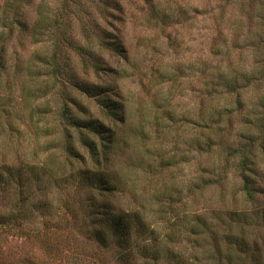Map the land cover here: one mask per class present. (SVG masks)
I'll return each instance as SVG.
<instances>
[{
  "label": "rangeland",
  "instance_id": "obj_1",
  "mask_svg": "<svg viewBox=\"0 0 264 264\" xmlns=\"http://www.w3.org/2000/svg\"><path fill=\"white\" fill-rule=\"evenodd\" d=\"M12 1L0 0V39L6 34L2 22L5 5ZM115 1L118 10H112V15L107 14L106 18L100 13V0H31L23 6L22 20L27 28L16 27L8 41L6 69L0 76V164L29 170L49 157V165L56 170L62 153L57 151L50 156L49 148L63 136V106L67 104L75 111L70 100L77 99L90 114L102 118L116 132V148L110 163L117 186L107 194L110 204L118 210L129 208L140 212L156 228L163 246L169 242L185 246L188 235L183 230L195 222L197 214L216 222L213 230L219 233L222 213L229 209L255 213L264 207V154L259 148L255 150L254 167L261 175L255 179L263 192L257 193L255 202L245 201L239 192V180L233 175L222 187L200 184L203 177L218 173L228 147L245 142L248 135L260 138L261 131L236 115L229 126L227 116L220 122L207 120L215 109L227 104L219 98L207 99L205 93L212 77L207 75L214 73L205 68L211 58L210 47L221 42L216 15L208 12V5L217 0ZM242 2L232 0L237 7ZM249 2L246 0L247 11ZM57 9L62 11L64 43L59 79L45 63L52 54L55 38L52 34L41 35L44 32L40 25L44 21L39 15L41 12L52 17ZM252 12L254 20L248 24L257 40V34L264 35V23L257 16L264 12V0H254L249 14ZM83 22L90 26L91 32L83 31ZM94 28L119 32L127 56L98 50ZM81 44L103 58L105 69L100 74L77 54L75 46ZM262 52L251 53L249 61L257 63L260 58L255 55ZM232 58L233 66L239 64L240 51ZM257 66L264 70V62ZM72 78L110 87L111 98L123 105V113L114 120L105 116L99 109L100 102L70 84ZM245 101V114L260 110L264 84L252 86ZM60 190L56 195L50 194L54 198L53 209L27 207L25 227L41 228L49 220L55 223L63 195ZM16 191L12 184L1 192L0 209L14 207L18 199ZM44 197L45 193H38L39 201ZM171 200L175 202V210L165 214L163 211L168 210ZM255 216L252 222H256ZM225 219L227 222L228 216ZM263 224L256 225L255 236L264 237ZM118 257L117 252L110 251L101 257V264H124ZM144 262L137 257L138 264Z\"/></svg>",
  "mask_w": 264,
  "mask_h": 264
},
{
  "label": "trees",
  "instance_id": "obj_2",
  "mask_svg": "<svg viewBox=\"0 0 264 264\" xmlns=\"http://www.w3.org/2000/svg\"><path fill=\"white\" fill-rule=\"evenodd\" d=\"M100 1L102 8L99 10L103 18L119 8L115 0ZM248 1V11L246 0L239 7L232 0H217L208 5V12L216 15L221 42L220 45L212 43L210 47L211 58L206 61L205 68L214 73L207 75L212 77L205 93L207 99L219 98L227 104L215 109L207 120L220 122L227 116L229 126L234 115L240 116L244 123L261 131V135L260 138L248 135L245 142L228 147L218 173L203 177L200 184L202 187H222L233 175L239 180V192L245 201L255 202L257 193L264 190L259 189L262 185H258L255 178L260 173L254 167L255 150L259 148L264 154V101L259 104L260 110L253 109L245 114V94L252 86L264 84V70L257 66L264 62V35L257 34L259 39L256 40L251 24H248L249 20H254L253 12L249 14L254 0ZM30 2L13 0L12 4L5 5L7 9L2 22L6 34L0 39V76L6 69L8 41L16 27L27 28L22 12L23 6ZM55 12H52V17H46L41 12L39 15L44 21L40 25L44 32L41 35L52 34L51 37L55 38L52 54L45 63L51 66L52 74L59 79L62 75L59 58L64 52V43L60 21L62 11L57 9ZM263 14L257 15L262 23ZM81 28L85 33L91 32L90 26L84 22ZM92 31L98 50L127 56V47L117 35L119 32L105 28H94ZM75 48L82 61L89 63L96 74L105 69L103 58L92 48L82 44ZM237 51H240L241 62L233 66L232 57ZM254 51L262 53L255 55L256 59H260L252 64L249 58ZM70 84L90 99L100 102L99 109L112 120L123 113V105L111 98L110 87L79 78H72ZM70 102L76 109L74 111L67 104L63 106V136L49 148L50 156L56 155L57 151L62 153L56 170L49 165V157L39 167H29V170H16L7 163L0 164V198L1 192L12 184L18 195L14 207L0 209V264H101V257L110 251L117 252L118 259L124 264H138V256L145 260L144 264H264V237L253 233L256 225L264 223V207L255 213L248 209H229L222 213L220 234L213 230L216 222L197 214L195 222L183 230L188 235L187 245L169 242V245L163 246L156 228L151 227L140 212L129 208L118 210L112 206L107 194L109 196L117 186L110 163L116 148V132L102 118L90 114L79 100L71 99ZM121 118L123 122L122 115ZM208 145L212 147L211 142ZM58 188L63 195L59 199L60 211L55 223L49 220L41 228L25 227L27 207L53 209L54 198L51 199L50 194L59 193ZM39 192L45 193L40 201ZM174 203L171 200L168 210L165 208L162 211L165 214L174 212ZM253 215H256V222L251 221Z\"/></svg>",
  "mask_w": 264,
  "mask_h": 264
}]
</instances>
